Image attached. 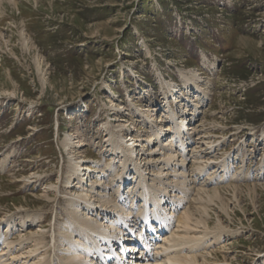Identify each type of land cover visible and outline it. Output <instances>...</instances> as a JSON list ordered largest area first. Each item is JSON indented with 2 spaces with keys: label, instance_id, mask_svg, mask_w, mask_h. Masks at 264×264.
<instances>
[{
  "label": "rangeland",
  "instance_id": "374dc122",
  "mask_svg": "<svg viewBox=\"0 0 264 264\" xmlns=\"http://www.w3.org/2000/svg\"><path fill=\"white\" fill-rule=\"evenodd\" d=\"M16 3L0 6V233L8 235V220L14 243L41 229L51 246L69 221V135L94 163L83 186L138 213L144 201L133 196L134 172L118 178L115 140L134 138L147 156L161 147L152 138L177 145L173 111L193 129L192 141L185 137L191 179L221 197L200 204L206 216L186 205L210 233L191 254L207 264H264V0ZM182 211L165 206L167 215ZM153 232L155 242L167 236Z\"/></svg>",
  "mask_w": 264,
  "mask_h": 264
},
{
  "label": "bare ground",
  "instance_id": "6f19581e",
  "mask_svg": "<svg viewBox=\"0 0 264 264\" xmlns=\"http://www.w3.org/2000/svg\"><path fill=\"white\" fill-rule=\"evenodd\" d=\"M7 3L18 6L16 0H0L1 7ZM2 39L3 37L0 35V45ZM24 41L26 44V39ZM193 78L197 81L199 76L194 75ZM171 113L173 114L172 122L176 126L174 134L177 145L162 144L163 141L160 137L152 138L148 140L150 145L161 144V147L153 150L148 157L136 139L117 136L115 140L114 156L117 157L115 163L119 164L123 171L121 175L118 174V178L124 182L128 177L125 176L129 172H134L133 180H135L136 191L133 196L138 199L142 198L141 200L144 201V205L138 210V213L133 211V204L130 205L129 210L123 204L114 203L102 193H97L100 198L97 199L98 197L94 195L95 186L93 184L83 186L82 176L87 173L86 175L91 177L90 164L94 163L86 161L83 159L84 157L80 156V149L85 146L84 142L79 140V137L76 141L73 139L75 137L69 135L64 144L69 155V174L65 182V188L69 191V194L66 195L69 221L58 224L54 229L50 237L51 246L47 243V235L40 231L41 229L31 238L22 236L17 244L14 243L12 240L14 238L8 239L10 236H14L12 224L8 220L4 221L6 223L4 228H10L8 235L4 232L0 233V248L3 247L0 250L2 252L0 264H121L118 257L124 260L126 256H129L130 259L127 264H207L203 255L199 258V255L191 254L195 253L200 241L210 234L206 220L197 218L195 213L203 211L205 216L208 215L207 209L200 207V204L204 201L213 202L214 199L221 197L219 189L215 188L209 192V189H204L205 187L197 188L195 180L191 179L188 167L193 157L188 158L186 154L185 137L187 136L192 141V137L187 132L193 129H189L186 118H180L173 111ZM143 118L152 121L147 116ZM121 131H128V129L123 126ZM162 131L166 133L168 130ZM145 156L149 158L148 162L145 160L148 159ZM197 164H199L198 168L196 167L197 170L204 173L205 168L200 166L201 163ZM151 168L156 169L155 173L147 172V169L151 170ZM226 170L227 177L228 173L230 174L229 166L226 167ZM206 174H208V170H206ZM86 180L88 181V179ZM49 190V192L55 193L59 191L56 186L50 187ZM117 194L120 192L117 191ZM120 195L118 196L124 197L123 194ZM123 201H127V199L125 198ZM188 202L199 205V207H195V213L194 210L192 212L186 207ZM165 206H171L174 211L175 209L183 211L179 217L176 214L173 215L172 212L167 215ZM171 214L174 216L171 218L172 220L170 219ZM28 219L30 222L39 223L41 217L33 216ZM137 219H140L139 226L142 225L141 222L146 223L144 230H140L137 226ZM173 219H176L175 228ZM25 222L26 220L23 221V223ZM218 223L217 231L219 232L223 230V225L220 221ZM171 226L175 230H170ZM148 227L155 233L166 232L167 236L164 235L162 238L156 239L157 242H155L153 241L154 237L148 233ZM27 228L29 227L27 226ZM200 228L205 231L203 236L200 233ZM162 230L167 231L162 232ZM138 243L140 244L138 245ZM180 250H188L189 253L186 252L182 255ZM52 253L53 257L51 258Z\"/></svg>",
  "mask_w": 264,
  "mask_h": 264
}]
</instances>
